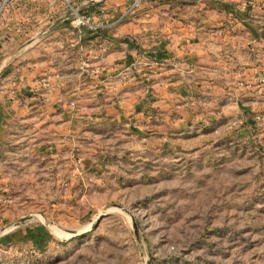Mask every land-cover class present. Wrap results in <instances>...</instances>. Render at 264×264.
I'll return each instance as SVG.
<instances>
[{"label":"rangeland","instance_id":"1","mask_svg":"<svg viewBox=\"0 0 264 264\" xmlns=\"http://www.w3.org/2000/svg\"><path fill=\"white\" fill-rule=\"evenodd\" d=\"M59 5L74 30L122 24L105 0ZM58 58L81 113L0 81V264H264V97L244 121L100 120L99 79Z\"/></svg>","mask_w":264,"mask_h":264},{"label":"crops","instance_id":"2","mask_svg":"<svg viewBox=\"0 0 264 264\" xmlns=\"http://www.w3.org/2000/svg\"><path fill=\"white\" fill-rule=\"evenodd\" d=\"M105 1L102 18L121 14L122 24L88 31L58 21L66 14L58 0H0V81L10 80V94L64 99L60 106L83 112L81 90L67 97L71 61L58 58L77 54L78 74L99 79L93 88L103 101L91 110L100 120L131 117L145 128L159 122L170 130L206 115L239 113L244 121L257 112L264 97V0H147L140 10L130 9L131 0ZM43 13L52 19L48 25L37 23Z\"/></svg>","mask_w":264,"mask_h":264},{"label":"built area","instance_id":"3","mask_svg":"<svg viewBox=\"0 0 264 264\" xmlns=\"http://www.w3.org/2000/svg\"><path fill=\"white\" fill-rule=\"evenodd\" d=\"M147 0H131L130 9H136L138 8L143 2Z\"/></svg>","mask_w":264,"mask_h":264},{"label":"bare ground","instance_id":"4","mask_svg":"<svg viewBox=\"0 0 264 264\" xmlns=\"http://www.w3.org/2000/svg\"><path fill=\"white\" fill-rule=\"evenodd\" d=\"M56 231V233H58L57 229H54ZM62 233V232H61ZM60 234V233H59Z\"/></svg>","mask_w":264,"mask_h":264}]
</instances>
